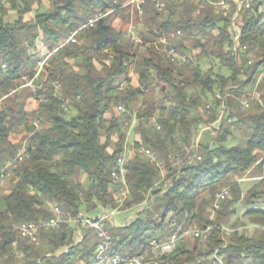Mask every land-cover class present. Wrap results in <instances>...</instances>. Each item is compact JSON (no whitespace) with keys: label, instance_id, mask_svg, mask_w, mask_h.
Wrapping results in <instances>:
<instances>
[{"label":"trees","instance_id":"1","mask_svg":"<svg viewBox=\"0 0 264 264\" xmlns=\"http://www.w3.org/2000/svg\"><path fill=\"white\" fill-rule=\"evenodd\" d=\"M113 1L50 0L49 10L37 13L32 22H24L29 6L20 7L11 0V8L17 12L12 23L5 22L7 10L0 1V98L5 97L0 101V166L17 154L9 135L19 126L27 134L23 161L15 167V182L0 197V264H94L97 241L90 229L63 225L57 231L41 233L38 243L29 244L17 236L15 227L48 219L54 205L73 216L83 208H117L110 172L122 152L126 128L113 109L118 105L131 109L136 98L160 83L161 101L148 104L142 99L148 107L133 130L139 135L135 148L144 146L166 160L169 152L189 145L199 123L196 113L202 101L186 92L188 86L199 88L202 96L227 92L228 112L214 138V147H206L207 136L202 139V161L181 171L168 169L172 182L163 195L154 187L159 179L154 165L142 155L129 160V195L121 209L147 205L123 227L107 223L112 254L136 256L148 252L149 241L167 240L170 222L176 221L213 228L204 243L190 239L179 244L162 258L165 263L209 264L217 251L224 254L227 264H264V231L257 237L241 235L237 230L226 238L222 236L223 221L234 215L230 209L240 202L239 181L232 186L233 199L229 197L221 205L212 221L206 214V206L210 207L219 187L252 168L258 174L263 172L264 158L259 157L264 153V107L256 100L246 112H240L237 100L255 86L264 101V0H249L252 8L240 11L239 43L246 51L240 53L239 60L228 50L235 10L232 3L226 14L214 12L209 4L219 0L176 2L161 13L148 3L143 15L148 36L159 39L181 32L174 41L176 50L187 57L181 68L166 61L161 44L154 46L145 39L134 44L116 30L112 22L123 9L115 7ZM114 7L113 14L83 32L75 44L57 49L94 14ZM38 39L47 54L57 51L33 80V86L22 87L26 83H20L21 79L29 81L35 74ZM201 59L217 61L225 73L211 69L203 72L198 65ZM249 59L251 64L247 63ZM132 65L137 87L130 85ZM123 83L126 88L118 91ZM22 90L28 93L24 95ZM27 97L38 102L37 110L30 114L24 111ZM213 103L209 122L218 115L219 101ZM70 109L75 111L73 115ZM155 112L159 113V131L146 124V118ZM231 121L237 128L249 130L244 146H225L231 135L226 126ZM80 175L85 176L83 182ZM204 193L207 200L202 197ZM262 198L264 180L259 179L241 201L246 209L244 216L260 226H264V207L256 204H263ZM78 232L82 239L76 243Z\"/></svg>","mask_w":264,"mask_h":264},{"label":"built area","instance_id":"2","mask_svg":"<svg viewBox=\"0 0 264 264\" xmlns=\"http://www.w3.org/2000/svg\"><path fill=\"white\" fill-rule=\"evenodd\" d=\"M193 1L195 0H122V3H120L118 0H114L113 5L115 7L128 10L132 17L136 16L140 19L143 17L145 7L148 3L151 4L157 12L161 13L165 12L167 7L172 3ZM197 1L202 2L203 0ZM230 3L235 6V10L230 20L229 30L231 34V43L228 47V50L232 56L239 60L240 53L246 51V47L240 46L239 43V14L242 8L251 9L252 6H247V0H219L218 2H210L209 4L214 12L226 14L229 12ZM115 7L106 13L94 14L83 25L72 31L57 49L66 44H75L83 32H85L87 29L95 27V25L104 17L113 14L115 12ZM135 28L136 25L129 24L128 31L124 34V37L129 39L134 44H139V40L134 32ZM180 37L181 32L176 31L174 33H170L168 36L164 35L159 38V44H161L163 47L162 51L166 61L179 68L183 67L187 61V57L176 50L174 46V41ZM57 49L52 50L49 54L43 55L41 59L36 62L34 68L35 74L33 78L28 81L25 77H23L22 79L26 80V84L22 87H29L32 85L33 80L40 75L47 61L51 58V55L57 51ZM247 63L251 64L252 59H249ZM2 68H4L3 65ZM126 86V83L119 85L118 91L124 90ZM58 87L59 84L56 85V88ZM228 96L229 95L227 92H224V94L217 93L213 96V101H219V105L217 108L218 115L211 122H209V119L212 116V110L214 108L213 101L198 109L196 116L199 123L190 137L189 145L183 146V148L179 151L169 152L166 156V160L169 165L167 164L166 160L158 157V155L151 149L144 146L135 148L134 145L129 147V144L127 143L130 133L133 132L135 126L139 122V117L146 112L148 107L147 104L143 100H140V102L131 109H125L122 105H118L115 108V113L117 116L122 118L121 122L123 127L126 128L128 132L126 133V140L122 147V152L116 158L113 169L110 172V178L114 185L113 193L117 208H115L110 214H102L97 218H89L82 212H79L77 215L73 216L71 213L65 211L59 206H50L49 211L51 213V217L38 222H24L17 225L15 227L17 236L27 241L29 244H36L40 239L41 233L57 231L63 225H73L75 227L90 229L95 235L97 241L92 257H100V264H168L162 261V258L169 256L179 244H184L190 239L196 240L199 243H204L208 239L213 226L200 228L197 224L187 226L183 222L171 221L169 225L171 232L168 239L165 241H159L157 239L150 240L148 243V252L136 256L120 255L117 253L106 254L107 244L112 243V236L107 228V223H110L116 227V225L112 222V216L115 211H118L122 207L125 199L129 195V188L126 180L128 174L127 164L129 160L135 155H142L154 165L159 173V179L154 184V187L159 189L160 195H163L164 190L169 189V186L172 182V178L169 177L168 169L181 171L186 167L192 166L202 161V156L199 154V149L202 139L205 136H207L206 147L208 149L214 147V138L219 132L221 123L228 112V106L226 104ZM249 108V100L246 98L237 100V109L240 112H246ZM157 119L158 118H155L154 116L151 118H146V124L154 128L156 131H159L161 126L157 122ZM262 155L264 156V153ZM22 161L23 152L17 153L11 159L7 160L3 166H0L1 184L8 180L9 169L16 167V164ZM259 179L264 180V177L258 178V180ZM236 181L237 180L234 181L231 179L216 190L212 203L207 209L206 213L209 221H212L215 218L216 213L221 208V205L230 197L232 186ZM146 205L147 203H144V205H140L139 207L141 208ZM220 228L223 238L228 237L233 232V230L228 229L223 225ZM78 233L77 242H80L82 237ZM209 264L227 263L225 261L224 254L215 251Z\"/></svg>","mask_w":264,"mask_h":264},{"label":"rangeland","instance_id":"3","mask_svg":"<svg viewBox=\"0 0 264 264\" xmlns=\"http://www.w3.org/2000/svg\"><path fill=\"white\" fill-rule=\"evenodd\" d=\"M0 1H1V4L6 8L7 12L8 11L11 12L13 10L11 8V5H12L11 0H0ZM14 1L16 2V5H18L20 7L27 5L29 7L31 6L32 9L33 8L35 9L37 6L36 0H14ZM41 11H43V8L40 7L38 11H35V13H33L34 16L38 12L40 13ZM15 16H16V13H15V11H13V12H11V14L9 13V18L7 17L5 19H7L8 22H13V20L15 19ZM121 22H122V24L121 23L120 24L122 26L116 27V30H119V31L123 32V34H125L128 31V29H126V26H125L128 22L124 21L123 19ZM113 23H114V21L112 22V24ZM113 25L116 26V24H113ZM146 31L147 30H145L144 28L134 30L136 37L139 40V43L140 42L142 43V40L145 39V40L151 41L150 43L153 44L154 46L160 45L159 39L151 38L150 36L147 35ZM188 44L189 43H187V45ZM39 49H40L39 52L36 53L37 61L42 56V55L40 56V54L44 53V51L41 50V46L39 47ZM158 49H161V48H158ZM36 51H38V50L36 49ZM249 57H251L253 59L252 54H249ZM69 63L71 65H73V61H69ZM198 65L203 72H206L209 69H211V70H213L214 73H217V72L225 73V70H221L218 62L215 60L201 59V60H199ZM132 69H133V65L131 66V70H130L132 73L131 77H130V73H129V78L131 79L130 83L133 84V82H134L135 84L138 83V85H139L137 74H135V71H133ZM182 73L187 77V73L185 71L182 70ZM25 82H26V80L21 79L20 83H25ZM135 84H133V85H135ZM135 86H137V84ZM161 87H162L161 83L157 84V85L154 84L150 89L145 91V93H143V95H141L135 99L134 106L137 105L140 102V100H142V99H144L148 104L149 103H158L159 101H161L163 99V96L161 95L162 93L160 92ZM26 89H29V88H26ZM26 89H24V90H26ZM26 91H28V90H26ZM26 91H23L24 95H26V93H28ZM186 92L189 95L196 96V97H199L201 99L202 102H201L200 108H202L207 103L213 101V95L202 96L199 88H196V87L194 88L192 86H188L186 88ZM217 93L218 92H215L214 95ZM0 97H1V94H0ZM241 98H246L247 100H249L250 101V107H251V103L255 102L256 100L259 102L260 105H262L264 107L263 98L255 86L247 89ZM68 111L71 115H73L75 113V111H73L72 109H70ZM113 112L115 113V108L113 109ZM158 114H159L158 112H155L154 117L158 118V116H159ZM226 127H228V130L231 133V135L228 136V139L225 142L226 147L244 146L246 144L247 137H249L248 136L249 130L243 129V128H237L233 121L229 122V124H227ZM19 131L20 130H18V132L16 134L17 138H14V140H18V141H20V143L23 144L22 145V151H21V152H23V149H24L25 143H26V136L23 138V135L20 133L21 131L20 132ZM127 132L128 131L126 129V133ZM136 138L137 137L134 136L133 132H131L128 139H127V143L129 144V147L134 145ZM21 152H19V153H21ZM263 158H264V156L261 154L259 159H263ZM262 171L263 172L261 174H258V173H256V169L252 168L248 172L243 174L241 177L232 178V180H234V181L237 179H238L237 181H239V188H238L239 197L238 198L240 199V202H237L234 206L231 207L230 210L234 211V215H231L225 221H223V226H225L228 229H231L233 231L237 230L239 232V234L245 235L247 237H257L260 234V231H264V226L254 224L251 222V220L248 217L244 216L246 209H245V206L241 202L243 197L246 195L247 191L251 190L254 186H257L258 177H256V176L262 175V174H263L262 176H264V167L262 168ZM13 179H15V174L9 180L10 185L12 184ZM79 180L81 182H83L85 180V176L80 175ZM7 189H8L7 187H6V189L0 188V197L3 196V191H5ZM260 190H261V188H260ZM202 197L205 200L208 199L206 193L202 194ZM230 199H233V197L231 196ZM261 201H263V204H260V202H259L256 205H258V207L263 208L264 207V198H262ZM208 208L209 207L206 206V211ZM250 208H248V209H250ZM142 209H143V207H141V208L140 207H134V208L127 209V210H122L120 208L119 211L114 212L112 218L115 221V223L117 224V226H122L125 224V222L128 224L131 220H133L135 218L136 214L139 211H141ZM206 211L204 212V214L206 213ZM81 212L84 215L88 216L89 218H97V217L102 215L103 210L100 207L97 208L96 210H93V211H86V209L83 208L81 210ZM110 212H111L110 210L104 211V213H106V214H109ZM68 226H71V225H68ZM71 227H74V226L72 225ZM78 234H80V232ZM76 243H78V242H76Z\"/></svg>","mask_w":264,"mask_h":264},{"label":"crops","instance_id":"4","mask_svg":"<svg viewBox=\"0 0 264 264\" xmlns=\"http://www.w3.org/2000/svg\"><path fill=\"white\" fill-rule=\"evenodd\" d=\"M37 2H36V4H37V6H36V8L34 9H32L31 8V6L29 7L30 8V11L28 12V13H26L24 16H23V21L24 22H32L33 20H34V14L33 13H35V11H38L39 10V8L41 7V8H43V11H41L40 13H42V12H45V11H47V10H49V8H50V0H36ZM13 11H15V10H12L11 12H13ZM11 12L10 11H8L7 12V14H6V16L4 17V20H5V22L6 23H12V22H8V20L7 19H5V18H9V13L11 14ZM15 13H16V16H15V19L13 20V22L17 19V12L15 11ZM39 13V12H38ZM122 19L124 20V21H126V22H128L125 26H126V29H128V27H129V24H134V25H136V28H135V30H138V29H140V28H144L145 29V27H144V22H143V17L142 18H137L136 16H131L130 15V12L128 11V10H124L123 9V13L121 12V13H119L118 14V16L113 20L114 21V23L113 24H116V26L115 25H113V27L116 29V27H120V26H122L121 24H122ZM121 23V24H120ZM39 45V46H38ZM35 46H36V49L38 50L37 52H39V47L41 46V50H43L44 51V53H42V54H40V56L42 55H45V54H47L49 51L45 48V46L42 44V42L38 39L36 42H35ZM41 56V57H42ZM41 59V58H40ZM39 60V59H38ZM133 70V69H132ZM132 76V73H131V71H130V77ZM26 78V77H25ZM130 82H131V79H130ZM26 83V82H25ZM133 84H135L134 82H133ZM132 83H130V85H132L133 87H137L138 86V83H136L137 84V86H135V85H133ZM3 98H5V97H2V98H0V101L3 99ZM37 108H38V102L34 99V98H32V97H28L25 101H24V111L27 113V114H30V113H33V112H35L36 110H37ZM18 130H20L19 132L23 135V138L26 136V138H27V134H26V132H25V130H24V128L22 127V126H19L15 131L16 132H13V133H11L10 135H9V138H8V141L17 149V153H19V152H21L22 151V143H20V141H18V140H14V138H17L16 137V134H17V132H18ZM134 134V136L135 137H137L136 138V140L138 139V137H139V135L137 134V133H133ZM113 140H115V138H113ZM108 151L109 152H111V149H108ZM14 171H15V167H12L11 169H9V173H8V180L5 182V183H3V184H1L0 183V188H2V189H6V187L8 188L7 190H5V191H3V195L4 194H6L7 193V191L9 190V188H10V184H9V180L13 177V175H14ZM13 182H15V179H13ZM12 182V183H13ZM112 192H113V189H112ZM102 210H103V213L102 214H106V213H104V211H107L106 209H103V208H101ZM120 210V209H119ZM118 210V211H119ZM111 212L113 211V210H110ZM110 212V213H111ZM116 212V211H115ZM109 213V214H110ZM113 217V216H112ZM112 220H113V218H112ZM115 225H116V227H123L125 224H126V222H125V224L124 225H122V226H117V224L115 223V221L113 220L112 221Z\"/></svg>","mask_w":264,"mask_h":264},{"label":"bare ground","instance_id":"5","mask_svg":"<svg viewBox=\"0 0 264 264\" xmlns=\"http://www.w3.org/2000/svg\"><path fill=\"white\" fill-rule=\"evenodd\" d=\"M247 6H252L251 2L247 0ZM170 187V186H169ZM167 189L164 190V193ZM112 243L107 244L106 247V254H112ZM94 264H100V257H93Z\"/></svg>","mask_w":264,"mask_h":264}]
</instances>
